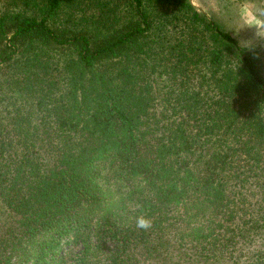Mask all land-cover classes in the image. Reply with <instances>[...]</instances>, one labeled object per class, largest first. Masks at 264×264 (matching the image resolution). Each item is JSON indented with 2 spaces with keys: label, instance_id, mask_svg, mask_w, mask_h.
Masks as SVG:
<instances>
[{
  "label": "trees",
  "instance_id": "16d2710c",
  "mask_svg": "<svg viewBox=\"0 0 264 264\" xmlns=\"http://www.w3.org/2000/svg\"><path fill=\"white\" fill-rule=\"evenodd\" d=\"M0 264H264V45L190 0H0Z\"/></svg>",
  "mask_w": 264,
  "mask_h": 264
},
{
  "label": "rangeland",
  "instance_id": "374dc122",
  "mask_svg": "<svg viewBox=\"0 0 264 264\" xmlns=\"http://www.w3.org/2000/svg\"><path fill=\"white\" fill-rule=\"evenodd\" d=\"M190 1L209 12L220 27L229 31L241 44L264 45V0Z\"/></svg>",
  "mask_w": 264,
  "mask_h": 264
},
{
  "label": "clouds",
  "instance_id": "9594fccd",
  "mask_svg": "<svg viewBox=\"0 0 264 264\" xmlns=\"http://www.w3.org/2000/svg\"><path fill=\"white\" fill-rule=\"evenodd\" d=\"M259 27V25L257 26ZM255 29V28H254ZM258 45H255L253 47H251L254 51H255V48L257 47ZM152 227V221L151 219L141 215L139 217L136 218V228L137 229H142V230H148Z\"/></svg>",
  "mask_w": 264,
  "mask_h": 264
}]
</instances>
